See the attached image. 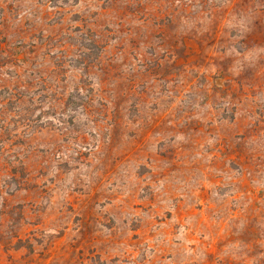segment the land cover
Returning <instances> with one entry per match:
<instances>
[{"label": "rangeland", "instance_id": "obj_1", "mask_svg": "<svg viewBox=\"0 0 264 264\" xmlns=\"http://www.w3.org/2000/svg\"><path fill=\"white\" fill-rule=\"evenodd\" d=\"M0 264H264V0H0Z\"/></svg>", "mask_w": 264, "mask_h": 264}]
</instances>
